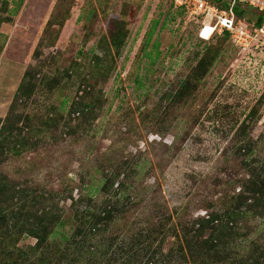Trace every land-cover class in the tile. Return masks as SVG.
<instances>
[{"label":"rangeland","instance_id":"obj_1","mask_svg":"<svg viewBox=\"0 0 264 264\" xmlns=\"http://www.w3.org/2000/svg\"><path fill=\"white\" fill-rule=\"evenodd\" d=\"M183 13L170 0H0L5 20L0 24L1 119L25 71L38 64L46 65L44 72L61 74L63 89L48 94L37 74V92L21 110L40 122L49 105L60 107L67 99L60 109L67 118L81 84L76 72L89 71L94 54H101L100 44L109 42L111 26L120 21L127 30L121 54L109 57V79L100 83L105 103L97 117L85 123L84 116L75 114L76 132L59 129L45 135L38 147L10 157L0 171L24 184L60 192L73 189L77 198L85 192L83 181L92 193L99 188L95 167L138 157L144 166L143 187L176 222L205 215L211 201L232 193L228 181L241 175L238 141H250L254 154L264 158V33L243 51L221 34L201 40L204 20ZM49 20L54 25L46 33ZM154 21L157 26L149 34ZM212 31L208 26L202 37L210 38ZM210 47L219 48L210 70L195 91L179 95L181 84L194 75ZM74 62L84 68L75 72ZM67 70L75 72L72 78L64 74ZM177 95L181 99L176 103ZM71 202L61 203L65 233L73 227L68 220ZM145 206L146 214L154 211L150 202L140 210ZM143 217L139 211L134 215ZM251 223L264 228L262 219ZM35 242L26 236L20 245ZM173 242L169 237L165 248Z\"/></svg>","mask_w":264,"mask_h":264},{"label":"trees","instance_id":"obj_2","mask_svg":"<svg viewBox=\"0 0 264 264\" xmlns=\"http://www.w3.org/2000/svg\"><path fill=\"white\" fill-rule=\"evenodd\" d=\"M207 1L222 11L231 7L230 0ZM19 6L12 11H18ZM233 12L236 21L252 29L264 28V12L241 3L233 6ZM4 21L0 17V24ZM157 23L153 22L149 34ZM120 24L110 25L109 42L100 44L101 54H94L87 73L76 72L83 65L74 62L72 70L78 73L81 84L67 118L60 110L67 99L60 107L49 105L40 122L21 110L37 92V74L42 75L48 94L63 89L61 74L44 72L46 65L25 71L7 116L0 118V165L38 147L47 134L54 135L59 129L63 134L76 132L79 125L72 123L77 113L78 119L85 117V123L97 117L105 103L100 83L107 82L113 70L109 57L121 54L127 34ZM53 25L49 20L45 32ZM221 35L234 46L229 31ZM218 54L219 48L208 49L197 62L194 75L181 84L179 95L196 90ZM75 72L64 74L72 78ZM179 95L174 97L176 103ZM235 154L241 161V175L228 181L235 190L211 201L205 215L177 222L143 187L140 175L144 166L138 157L108 160L95 167V175L101 176L99 188L92 193L93 188L83 181L85 192L77 198L73 189L60 192L24 184L0 171V264H264V228L251 223L264 220V158L254 154L253 145L243 139L238 141ZM65 200L72 201L70 233H65L67 220L61 204ZM144 202L155 205L151 214H146L147 206L140 210ZM138 211L144 217L137 220L134 215ZM26 236L35 238V244L21 246ZM169 237L174 242L166 249Z\"/></svg>","mask_w":264,"mask_h":264},{"label":"built area","instance_id":"obj_3","mask_svg":"<svg viewBox=\"0 0 264 264\" xmlns=\"http://www.w3.org/2000/svg\"><path fill=\"white\" fill-rule=\"evenodd\" d=\"M231 7L229 11H222L207 0H170L174 7L184 10L186 17L197 20H204L199 30V37L204 40H210L216 34H222L225 30L229 31L231 40L237 48L245 51L249 48L252 41L261 33L264 28L252 29L246 23L239 20L236 21L233 12V6L237 3L252 6L264 12V0H230ZM211 26L213 31L210 38L202 37L203 31Z\"/></svg>","mask_w":264,"mask_h":264}]
</instances>
